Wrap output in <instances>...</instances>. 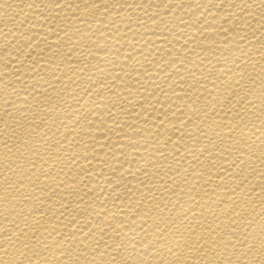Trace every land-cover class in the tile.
I'll use <instances>...</instances> for the list:
<instances>
[{"label":"bare ground","instance_id":"6f19581e","mask_svg":"<svg viewBox=\"0 0 264 264\" xmlns=\"http://www.w3.org/2000/svg\"><path fill=\"white\" fill-rule=\"evenodd\" d=\"M0 264H264V0H0Z\"/></svg>","mask_w":264,"mask_h":264}]
</instances>
